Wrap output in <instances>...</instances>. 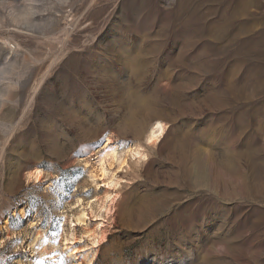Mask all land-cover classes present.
<instances>
[{
	"label": "rangeland",
	"instance_id": "374dc122",
	"mask_svg": "<svg viewBox=\"0 0 264 264\" xmlns=\"http://www.w3.org/2000/svg\"><path fill=\"white\" fill-rule=\"evenodd\" d=\"M81 207L90 264H264V0H0V264H74Z\"/></svg>",
	"mask_w": 264,
	"mask_h": 264
},
{
	"label": "bare ground",
	"instance_id": "6f19581e",
	"mask_svg": "<svg viewBox=\"0 0 264 264\" xmlns=\"http://www.w3.org/2000/svg\"><path fill=\"white\" fill-rule=\"evenodd\" d=\"M165 132L166 125L163 122H154L147 133V144L150 146L157 145ZM103 145L104 147L96 153L95 162L90 168L89 174L90 178L95 182L101 181V183L106 186L105 196L99 204V209L109 210L108 203H113L117 198V195H112L111 192V189L118 184V181L116 180V171L123 169V167L127 164V153L129 151L127 152L125 149H122L120 144L114 142L110 137H106ZM132 152L138 155L142 160H146L148 157V154L143 148H141V146H137L135 149H132ZM86 167L88 169V165ZM43 174L42 170L36 169L30 173V177L39 182L43 177ZM87 218L86 209L81 207V209L75 214V219L72 220L71 228H75L76 225L82 226L84 234L92 241L93 247L89 248V250H83L84 247H76L75 243L78 238L74 233L70 239H66V241H72L71 245H68V252L70 251L71 255L75 258L74 264L92 263L96 256L94 252V245L100 241L97 236H103V233L100 234L102 229L101 226L97 225L94 229H90L87 225H85L88 221ZM59 241L55 242V244H58ZM30 246L32 248V252L37 255L34 264H45L47 257L52 255L49 252V246L44 242V233L42 231L36 232ZM53 248L54 247L51 249ZM64 256V254H61L55 258L53 254L55 264H61Z\"/></svg>",
	"mask_w": 264,
	"mask_h": 264
}]
</instances>
